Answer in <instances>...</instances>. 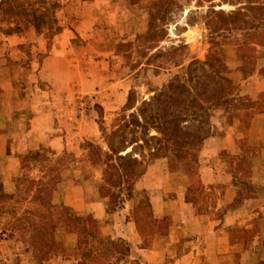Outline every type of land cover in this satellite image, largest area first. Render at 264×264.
Masks as SVG:
<instances>
[{"label":"rangeland","instance_id":"1","mask_svg":"<svg viewBox=\"0 0 264 264\" xmlns=\"http://www.w3.org/2000/svg\"><path fill=\"white\" fill-rule=\"evenodd\" d=\"M2 1L0 264H48L65 255L81 258L80 264H144L135 258L140 253L133 242H151L161 224L167 231L175 226L155 219L152 198L161 191L167 200L187 193L189 201H204L202 207L216 208L221 217L224 185L205 182L201 147L209 134L219 133V121L235 120L238 108H264L262 100L243 101L241 95L243 80L264 64V0ZM40 6L50 9L55 23L38 19L36 26L30 13ZM209 54L212 63L203 65ZM178 77L205 105L182 115L189 119L180 122L182 132L203 141L181 157L149 156L158 146L151 136L162 134L138 127V142L122 152L131 157H109V141L121 138L122 131L114 130L131 114L145 117L141 106L157 110V102H143ZM221 88L222 97L207 100ZM132 136L128 132L127 140ZM34 139L40 144L22 146ZM159 160L163 189L140 185ZM240 162L248 170L253 159L249 154ZM118 163L144 172L121 177ZM184 234L185 241L191 232ZM184 250L173 244L167 255Z\"/></svg>","mask_w":264,"mask_h":264},{"label":"crops","instance_id":"2","mask_svg":"<svg viewBox=\"0 0 264 264\" xmlns=\"http://www.w3.org/2000/svg\"><path fill=\"white\" fill-rule=\"evenodd\" d=\"M7 38L17 41L19 36L9 35ZM241 87V95H245L243 101L262 100L264 103V64L246 77ZM236 112L239 114L233 122L219 121V133L205 138L201 147V171L206 174L205 182L224 185L221 217L215 215L216 208L202 207L204 201H189L185 198L187 193L167 200L161 191L152 198L155 219L174 221L175 226L167 231L161 224L159 230L155 229L151 242H133L140 253L135 258L141 263L264 264V108L256 113L251 112V108H238ZM42 114L51 115L49 111ZM38 118V114L33 117L34 121ZM254 129L258 131L257 135H252ZM35 131L36 128L32 133ZM36 140L29 144L27 140L22 146L25 149L35 147L41 141ZM249 154L253 163L246 166V170L240 161ZM161 166L162 160L149 165L138 183L162 190L165 184ZM149 180L151 182L146 184ZM246 182L252 191L246 189L249 188L244 185ZM238 199L241 203L235 206L233 203ZM173 203L177 205L173 206ZM131 230L128 233L134 228ZM185 231L191 234L184 241ZM128 238L134 239L132 236ZM173 244L185 245L187 250L170 258L167 253ZM80 261L77 256L65 255L49 260L48 264H80Z\"/></svg>","mask_w":264,"mask_h":264},{"label":"trees","instance_id":"3","mask_svg":"<svg viewBox=\"0 0 264 264\" xmlns=\"http://www.w3.org/2000/svg\"><path fill=\"white\" fill-rule=\"evenodd\" d=\"M2 2H4V0ZM40 2L46 3L42 0H40ZM43 8L44 10H42ZM49 11L50 9L48 7L40 6L39 10L37 8L35 11L30 13L33 21L35 22L38 28L39 26L36 23V20L38 19L43 20L42 22L44 23V25L46 24L50 25L56 22V20H52L48 18ZM239 13H241V11L237 10L232 14V16H235ZM211 63H212V58H210V54H209V57L203 63V65L211 64ZM189 78L190 80L193 79L192 77ZM224 79H227V77H224ZM222 91L223 88H221L219 92L214 91L213 94L210 93L207 100L214 101L218 99V98L215 99V97H217V95H221ZM220 97H222V95ZM156 102H157V110L154 111L152 109L151 111L147 112V110L145 108H142L141 106L139 107V110L145 114V117L142 116L140 113L131 114L130 121L125 122L123 126L121 124L117 130H114L115 134L118 131H122L121 134H119L121 138L117 142V144H115L112 141H109V150H110V153L108 154L109 157L114 156L116 160H126L128 159V157H131L130 153L123 155L122 152L127 150V148L131 146L134 142H138L137 140L138 139L137 132L139 131L138 127H142L143 130H147L149 126H152L157 130V132L162 134L161 136H156V135L151 136L150 139L152 140L155 139L158 146H154V147L152 146L149 149L148 152L149 156L150 155L154 157L160 156V153H164V155L165 154L167 155L168 152H171L173 153L174 156L181 157L186 154V149H188L190 146H192L195 143L203 141V138L201 136H197V134H191V133L186 134L182 132L183 127L180 122L181 121L186 122L189 120L188 116L186 117L182 115H185V113L190 111L192 108L195 109V107L205 108L204 107L205 105L202 102V100L197 97V94H195L192 91L191 86L188 85V83H186L185 81H183L181 77L175 78L173 81H171L169 86L164 91L160 92L157 96H155L151 100L144 101L143 105L154 106V103ZM180 103L184 104L183 108H179ZM215 103H218V101H215ZM192 117L195 118L194 115ZM128 132L132 133L133 135L130 140H127ZM145 143L149 144L148 140H145ZM133 160L138 163H141L142 161V160L140 161L137 158H134ZM121 167L122 165L119 164L118 174L121 177L122 176L129 178L138 177L141 176L144 172V169L137 171L136 170L137 168L135 169L134 166L133 168L123 167V169H121Z\"/></svg>","mask_w":264,"mask_h":264}]
</instances>
